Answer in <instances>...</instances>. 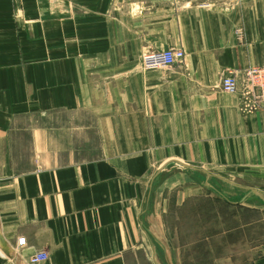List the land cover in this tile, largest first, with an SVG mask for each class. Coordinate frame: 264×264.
<instances>
[{
    "label": "crops",
    "instance_id": "obj_1",
    "mask_svg": "<svg viewBox=\"0 0 264 264\" xmlns=\"http://www.w3.org/2000/svg\"><path fill=\"white\" fill-rule=\"evenodd\" d=\"M63 1L0 0V264H176L170 186L264 201V112L221 88L264 65V0ZM150 48L185 58L145 70Z\"/></svg>",
    "mask_w": 264,
    "mask_h": 264
},
{
    "label": "rangeland",
    "instance_id": "obj_2",
    "mask_svg": "<svg viewBox=\"0 0 264 264\" xmlns=\"http://www.w3.org/2000/svg\"><path fill=\"white\" fill-rule=\"evenodd\" d=\"M47 3L59 17L64 1ZM202 180L198 176L197 182L188 184L181 179L170 186L175 189H170L167 211L158 220L175 246L176 264H247L256 242H264V201L253 195L240 201L241 194L233 187L208 177ZM186 188L194 193L177 204L174 194Z\"/></svg>",
    "mask_w": 264,
    "mask_h": 264
},
{
    "label": "built area",
    "instance_id": "obj_3",
    "mask_svg": "<svg viewBox=\"0 0 264 264\" xmlns=\"http://www.w3.org/2000/svg\"><path fill=\"white\" fill-rule=\"evenodd\" d=\"M184 58L182 49L150 48L141 55L140 66L145 70L168 68L182 62ZM221 88L225 92L237 94L243 113L264 112V65H250L242 70L228 69L221 79ZM18 242L24 245L26 239L20 238ZM48 256L47 252L40 251L31 258V263L46 261Z\"/></svg>",
    "mask_w": 264,
    "mask_h": 264
},
{
    "label": "water",
    "instance_id": "obj_4",
    "mask_svg": "<svg viewBox=\"0 0 264 264\" xmlns=\"http://www.w3.org/2000/svg\"><path fill=\"white\" fill-rule=\"evenodd\" d=\"M0 244H1L2 248L4 249V251L6 253L10 254L9 245L4 241V239L2 238L1 235H0Z\"/></svg>",
    "mask_w": 264,
    "mask_h": 264
}]
</instances>
